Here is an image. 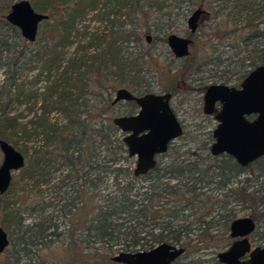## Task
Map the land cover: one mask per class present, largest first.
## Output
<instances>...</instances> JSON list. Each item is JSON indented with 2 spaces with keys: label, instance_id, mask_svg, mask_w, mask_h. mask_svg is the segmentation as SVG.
Returning a JSON list of instances; mask_svg holds the SVG:
<instances>
[{
  "label": "trees",
  "instance_id": "obj_1",
  "mask_svg": "<svg viewBox=\"0 0 264 264\" xmlns=\"http://www.w3.org/2000/svg\"><path fill=\"white\" fill-rule=\"evenodd\" d=\"M14 1L17 0H0V46L12 55L10 62H2L0 55V67L9 68L0 84V139L24 155L25 165L17 172V179L13 175L9 189L0 195L4 222L1 224L10 235L2 264H61L49 263L43 257V251L49 250L55 241L64 244L70 262L110 264L111 252L147 250L161 242L182 247L185 253L192 244L189 236L194 231L206 237L215 228L228 230L237 211L253 219L255 229L251 236L255 235L257 223L264 220V155L245 167L229 156L211 157L207 147L211 141L209 132L195 129L193 134L183 131L157 157L152 169L134 176V159L127 156L121 140L123 134L111 123V118L117 116L112 112L116 104H110L109 90L114 88L101 85L97 92L95 86L110 74L116 76L117 86H124L134 95L150 91L151 85L142 77L143 71L147 72L143 68L144 58L151 59L150 51H128L124 44H137L142 33L152 31V41L164 43L174 26L168 19L176 16V20L183 22L186 17L185 12L173 13L172 9L177 10L181 4L191 8L197 0H169L172 5L167 0H29L36 11L47 14L43 22L54 20L49 40L45 39L43 47L30 57L26 46L36 40L27 42L4 19ZM212 2L220 3L219 15L221 12L225 17L223 24L229 26L222 27L221 37L228 34L226 37L232 39L235 34L242 47L229 43L225 46L234 49L232 55L220 59V53L200 64L187 55L176 72L169 74L168 68L163 73L168 91H178L176 85L190 89L185 82L197 72L208 74L193 80L198 81L197 92L201 93L206 86L203 80L239 81L253 67L264 65V41H256L264 40V28H260L263 20L258 23L250 16L256 10L257 0ZM187 7L186 12L190 11ZM167 8L171 9L161 11ZM88 12H94L98 22L107 24L104 33H93L88 38V46L82 49L88 48L89 53L82 51L61 65L58 49L70 43L78 20ZM262 12L264 4L258 8V14ZM244 13L248 19L243 27L251 32L239 36L238 17ZM5 28L12 41L5 35ZM224 62L227 63L223 65ZM36 65L45 73L47 84L28 121L41 142L28 148L18 141V133L27 135V123L9 110L13 98H19L24 91L22 75ZM206 66L212 68L205 69ZM4 96L7 98L3 99ZM51 113L60 115L63 122L51 119ZM57 172L58 176H54ZM19 182L32 184V192L37 189V199L24 210L8 199ZM49 183L48 196L44 198L40 196V186ZM212 190L217 198L207 193ZM25 213L35 219L26 223ZM9 215L14 227H9L5 220ZM259 238L264 242V231ZM210 261L218 264L215 258Z\"/></svg>",
  "mask_w": 264,
  "mask_h": 264
},
{
  "label": "water",
  "instance_id": "obj_2",
  "mask_svg": "<svg viewBox=\"0 0 264 264\" xmlns=\"http://www.w3.org/2000/svg\"><path fill=\"white\" fill-rule=\"evenodd\" d=\"M206 12L195 8L186 19V27L194 32L197 19ZM4 19L16 27L23 39L34 42L39 25L47 14L36 11L29 0L14 1ZM148 39V37H146ZM167 48L173 57L188 55L191 40L169 33L165 36ZM169 93H143L136 96L120 87L114 91L110 104L120 100L132 101L136 111L129 115H117L111 123L123 134L121 140L126 154L134 159L132 173L144 175L156 163L155 156L163 154L168 144L178 138L182 129L169 106ZM219 110L214 113V106ZM202 113L213 114L217 122L212 130L211 155L225 153L240 166H246L264 155V65L251 69L237 88L224 84L209 85L202 95ZM254 115L252 120L246 116ZM0 195L11 184L12 177L25 165L24 155L9 142L0 139ZM255 223L249 216L237 217L228 225V236L233 239L224 249L215 254L219 264H264V245L250 249L248 236ZM9 246L7 232L0 226V255ZM184 253L174 244L161 242L147 250L119 251L110 260L116 264H169Z\"/></svg>",
  "mask_w": 264,
  "mask_h": 264
},
{
  "label": "rangeland",
  "instance_id": "obj_3",
  "mask_svg": "<svg viewBox=\"0 0 264 264\" xmlns=\"http://www.w3.org/2000/svg\"><path fill=\"white\" fill-rule=\"evenodd\" d=\"M194 1V0H193ZM213 0H197V4L192 6L191 8H188L185 4H181L180 7L176 9H172L173 13L179 12V13H186V17L190 14V12L197 6H201L207 11H210V14H208V17L202 18L197 26L196 31L192 34V43L188 47V57L194 59L196 63H202L203 61H207L210 57H218L219 55L220 59H224L226 56H230L233 53L232 49H228L225 45L227 44H237L239 43V39L237 35H232V39L230 37H226L228 34L225 35L224 38L221 36L223 35L222 27L229 29L228 25L223 24V20H225V17L222 15L219 11L220 10V3L217 2L214 4L212 2ZM211 3V4H210ZM257 7L255 6L254 9H256L254 12L250 14L251 17L254 18L255 21L263 20L260 28H264V12H262L261 15L258 14V8L260 7V4H264V0H257ZM168 5H172V3L167 0ZM215 6H214V5ZM188 8L190 11L186 12L185 8ZM168 9H162L163 13L168 12ZM249 16V17H250ZM185 17V20H186ZM250 17V18H251ZM228 18V17H227ZM239 24L237 25V28L239 29L238 34L239 36H247L250 34L251 30L248 27H243L244 23L246 22L247 13L241 14L239 17ZM166 19V18H165ZM169 23L171 22V25L174 27L171 31V33H175L180 36H186L187 35V28L185 25V20L182 22V25H178L180 22L178 19L176 20V16L171 17V19H168ZM54 24V20H48L47 22H43L40 24L39 32L37 35L36 42L33 44H29L26 46V52L28 57L32 55L36 50L41 49L43 47L44 41L49 40L48 35L51 36L50 27ZM107 25L103 22H98L96 20V15L94 12H88L85 14L84 17L78 20L76 25V30L70 35L69 37V44H66L62 48L58 49L61 53L60 56V63L63 65L65 61L70 57H77L82 51H84L85 54L89 53V49L85 47V49H82L84 46H88V38L91 36V34L96 33L100 36L104 33V26ZM260 25V24H259ZM4 29L5 35H9L10 32ZM144 35H149L152 37L150 42H146L144 39ZM155 35V32H148V33H142L141 34V40L136 44L132 41L127 42L124 44V47L128 51H140L141 49H147L151 53V59L147 61L146 58L144 60L146 62H143V68L145 71L142 73L143 81H147L149 85H151L152 90L157 91H163L167 87V83L165 82L164 74L166 69L170 68L169 74H172L173 72H176L183 60H171L170 56H172L165 44L160 41H152L153 36ZM221 37V38H220ZM8 39L12 41L11 36L9 35ZM14 41V39H13ZM264 41L262 38H259L256 40ZM239 48H241L242 43H239ZM250 47V46H249ZM247 47V48H249ZM19 48V47H18ZM2 47L0 46L1 51V61H11L12 55L8 51L1 50ZM234 60V59H233ZM7 61V62H8ZM227 62H224L223 65H225ZM169 64V67L167 66ZM212 68L211 66L204 67L205 69ZM224 68V66H223ZM231 70V65L229 67ZM8 67H0V84L3 82L4 73L8 70ZM202 69V67H200ZM112 71V70H111ZM208 77V74L205 72H197L196 74H193L190 79L194 77ZM103 81H99V84H95L97 87L96 90L99 92L100 88L103 85L104 88H109L113 86V90H109L110 98L113 97L114 91L119 87H124L122 85L117 86V78L114 75H106L102 78ZM190 79H187V83L189 84ZM21 82L25 84L24 91L19 96V98H13V101L10 105V113L11 114H19L21 115V120L25 123H27V135H23L22 133H18V141L19 145H26L28 148L34 147L36 144H39L40 136L33 134V127L30 123H28L29 119L33 116L34 110L38 106V102L41 99L40 93L43 91V87L47 84V80L45 77V73L42 72L40 65L34 66L33 69L29 70L28 72L24 73L21 77ZM235 81H229L228 83L233 84ZM204 83L208 84V81L204 80ZM100 85V86H99ZM183 86V85H182ZM190 89H180L176 97H174L171 102L174 103L175 113L178 117V120L182 122L183 131L188 134H193L195 129H198L201 132H205L209 128L212 127L213 123L210 121V124L205 125L204 127H201L202 121H204L201 117V115H198L200 105L198 107H194V99H196L195 94H192L189 92ZM15 97V96H14ZM195 97V98H194ZM7 97L4 96L3 99H6ZM182 99L181 104H178V101ZM37 101V105H35ZM194 109H198L197 112L194 111ZM124 110L122 103H119L116 105L112 112L113 115L118 114V112ZM197 113V114H195ZM111 115V116H113ZM51 119H56L59 123H62V117L56 113L50 114ZM206 119V118H205ZM209 119H206L205 121L208 122ZM204 125V123H203ZM176 141V140H175ZM20 148V147H18ZM2 159V154L0 152V162ZM134 165V164H133ZM132 165V167H133ZM17 173L14 174V179H17L16 176ZM58 172L55 173L54 176H58ZM50 186V183L48 185L40 186V196L46 198L48 196V188ZM213 185H210V188H212ZM32 184H28L27 182H19L16 183L11 189L10 193L8 194V199L10 201H14L15 207H20L21 210H24V207H27L31 204L32 201L37 199L36 195L34 193H37V189L34 190V192L31 191ZM210 195H213L215 198L218 197L216 192L214 190L207 192ZM34 194V195H33ZM217 195V196H216ZM22 196V198H21ZM21 198V199H20ZM22 203L21 206H19L18 203ZM28 215V214H27ZM24 221L26 223L31 222L35 217L33 216H26V213L23 214ZM246 216L243 211H237V217H243ZM27 217V218H26ZM191 219V218H189ZM9 227H14L12 222V215L7 216L5 219ZM3 221V216L0 214V226H2L1 223ZM215 225V224H214ZM196 227V225L192 226ZM216 227V226H215ZM217 227H222V225H217ZM257 232L254 236H251L249 238L252 246H263L264 242L260 240L259 237L262 236V232L264 231V220H261L257 223ZM195 233V234H194ZM191 236H189L192 240V244L186 250V252L180 256L178 259H176V264H212L211 259L215 258V254L221 250H224L229 243L231 242V238L228 237V230H221V228H215L211 232H208L209 234H205L206 237L198 236V231H194ZM197 235V236H194ZM204 236V235H202ZM10 237V235H9ZM200 238V239H198ZM196 239L200 240V242H197ZM117 252H111V256L116 254ZM43 257L50 263H61V264H92L91 262H87V260L84 261H76V262H70L66 259V250H64V244L61 243V241H55L51 248L47 251H43ZM4 262V253L0 255V264ZM114 264V263H110ZM219 264V263H218Z\"/></svg>",
  "mask_w": 264,
  "mask_h": 264
},
{
  "label": "flooded vegetation",
  "instance_id": "obj_4",
  "mask_svg": "<svg viewBox=\"0 0 264 264\" xmlns=\"http://www.w3.org/2000/svg\"><path fill=\"white\" fill-rule=\"evenodd\" d=\"M195 8H201V9H203L206 13L205 14H202V15H200L199 16V18L197 19V22H196V27H195V30H194V32L196 31V29H197V26H198V24H199V22H200V20L202 19V18H207L208 17V11H206L204 8H202L201 6H197V7H195ZM194 8V9H195ZM193 9V10H194ZM192 10V11H193ZM191 11V12H192ZM190 12V13H191ZM190 15V14H189ZM188 15V16H189ZM187 16V17H188ZM187 17H186V19H187ZM185 25H186V20H185ZM187 28V27H186ZM194 32H192V33H190L189 31H188V29H187V35L186 36H183V37H187V38H189L190 40H191V43H192V38H191V36H192V34L194 33ZM146 37H148V39H146ZM144 39L146 40V42H150L151 41V39H152V37L151 36H149V35H144ZM190 43V44H191ZM165 44H166V42H165ZM169 50V49H168ZM169 52H170V54L172 55V53H171V51L169 50ZM172 57H173V55H172ZM186 57V56H185ZM175 58V57H174ZM184 58V57H183ZM175 59H177V60H181L182 58H175ZM258 66V65H257ZM256 67V66H255ZM254 68V67H253ZM252 68V69H253ZM204 77L203 76H201V77H194V78H192V81H191V79H190V81H189V84L187 83V82H185V83H187L188 84V86H189V88H190V91H191V93L192 94H195L194 96H196V99H194V107L196 106V107H198L199 105H200V107H198V109H200V113L198 114V115H201V117L200 118H202L204 121H202V123H201V127H204L205 125H207V124H210V121H212V123H213V125H212V127L211 128H209L208 130H206L205 132H209V135H210V139H211V141H210V143L208 144V153H209V155L211 156V157H220V156H229V157H231L230 155H227V154H225V153H221V154H219V155H215V156H213V155H211L210 154V152H209V146H210V144L213 142V138H212V134H211V132H212V130L215 128V126H216V124H217V122L214 120V118H213V114H210V115H207V114H203L202 113V95H203V93H204V91H205V89L209 86V85H211V84H224V85H227V86H230V87H235V88H237L238 86H239V83H240V81L242 80V79H240L239 81H235L233 84H230V83H228V82H225V83H220V82H215V83H212V82H208V84H206L205 83V88H204V90H203V92H201V93H198L197 92V89H198V81H193L194 79H197V80H199V79H203ZM204 81V80H203ZM203 83V82H202ZM181 84L183 85L184 84V82L182 83L181 82ZM176 87V89H178V91L181 89L180 87H179V85H176L175 86ZM171 90H173V89H171ZM171 90H167V88L165 89V90H163V91H155V90H152V89H150V91H148V92H145V93H169L170 94V99H169V106H170V108H171V110L173 111V113L175 114V117H176V119H177V121L179 122V125L181 126V129H182V132H183V124H182V122L181 121H179L178 120V117L176 116V113H175V106H174V103H172L171 102V100L174 98V97H176V94H177V92L178 91H176L175 93H173ZM143 93H138V94H135L136 96H139V95H142ZM195 98V97H194ZM181 102H182V99H180L179 101H178V104L180 103L181 104ZM119 103H122V105H123V108H124V110H122V111H120V112H118V114L117 115H129V114H133L135 111H136V106H135V104L132 102V101H126V100H120V101H117V102H115L114 104H116V105H118ZM129 104H132V107H130V105ZM198 105V106H197ZM219 110V103H216L215 104V106H214V113L215 112H217ZM194 111L196 112V110L194 109ZM195 114H197V113H195ZM255 116L254 115H249V116H246V119L247 120H252L253 118H254ZM211 119V120H208V122L207 121H205L206 119ZM203 123H204V125H203ZM181 136V135H180ZM179 136V137H180ZM178 137V138H179ZM177 139V138H176ZM175 139V140H176ZM175 140H173V141H171V142H174ZM170 142V143H171ZM169 143V144H170ZM168 144V145H169ZM168 147V146H167ZM167 150V149H166ZM166 152V151H165ZM164 152V153H165ZM163 153V154H164ZM160 155H162V154H160ZM160 155H156L155 156V160L157 159V157L158 156H160ZM261 157V156H260ZM232 158V157H231ZM233 159V158H232ZM234 160V159H233ZM256 160V159H255ZM253 162V161H252ZM248 165V164H247ZM240 166V165H239ZM240 167H245V166H240ZM253 220V219H252ZM252 234V233H251ZM251 234L248 236V240H249V238L251 237ZM229 237V236H228ZM230 238V237H229ZM232 239V238H231ZM231 241H233V239L231 240ZM249 242H250V240H249ZM230 244V243H229ZM253 246L251 245V242H250V249L252 248ZM184 254V253H183ZM182 254V255H183ZM182 255H180V256H182ZM113 256V255H112ZM179 256V257H180ZM179 257H177L176 259H178ZM111 258V257H110ZM176 259H174L172 262H170L169 264H176L175 263V261H176ZM216 259V258H215ZM217 261V260H216ZM110 262L111 263H114V262H112L111 260H110ZM114 264H116V263H114Z\"/></svg>",
  "mask_w": 264,
  "mask_h": 264
}]
</instances>
